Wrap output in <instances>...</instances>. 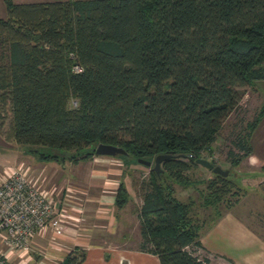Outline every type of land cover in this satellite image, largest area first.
Instances as JSON below:
<instances>
[{
	"label": "trees",
	"instance_id": "trees-1",
	"mask_svg": "<svg viewBox=\"0 0 264 264\" xmlns=\"http://www.w3.org/2000/svg\"><path fill=\"white\" fill-rule=\"evenodd\" d=\"M4 2L0 119L9 118L6 135L29 144L38 159L58 163L93 157L100 141L123 146L127 153L115 156L125 166L168 153L158 173L146 165L147 176L133 182L141 196L140 249L160 264H209L196 253L204 246L193 200L178 198L174 184L205 183L201 204L218 217L220 203L237 200L229 198L238 193L230 173L192 178L188 171L202 165L196 158L203 151L211 155L244 88L264 78V0ZM263 114L264 104L234 133L232 165L252 152L251 132ZM129 199L120 179L114 203L121 208ZM83 256L65 261L77 264Z\"/></svg>",
	"mask_w": 264,
	"mask_h": 264
},
{
	"label": "crops",
	"instance_id": "crops-1",
	"mask_svg": "<svg viewBox=\"0 0 264 264\" xmlns=\"http://www.w3.org/2000/svg\"><path fill=\"white\" fill-rule=\"evenodd\" d=\"M245 88L244 94H250L255 105L260 108L264 104V78L255 80ZM0 142L3 148H18L17 142L8 141L1 134ZM250 142L252 152L244 157L241 163L251 168H259L257 174L262 176L264 155L254 148H264V114L252 130ZM1 155L2 152L0 178L4 172L2 168L7 163ZM22 155L16 153V163H20L18 165L26 170L28 176L49 192L54 205L51 220L56 219L60 227L50 224L32 236L27 250L8 252V258L12 262L69 264L65 261L69 254L78 259L79 255L84 253L77 264H160L156 254L140 249L141 234L137 211L141 196L135 189L139 200H131L133 187H129L128 177L120 176L119 166L100 165L98 173H94V165H99L93 162L95 160L69 161L71 163L38 160L33 163ZM101 156L102 159H108L103 154ZM41 166L47 168L46 175L41 172ZM243 173L248 174L249 171L245 170ZM120 179L124 181L131 200L121 208L114 203ZM232 212L224 211L212 226L218 228V231H228L226 228L231 224L230 227H236L246 240L252 242L243 247L242 242L233 243L229 238L231 246L225 238V243H221V246L209 247L200 237L202 245L208 250L231 258L235 264H264V239L258 236L241 215ZM229 247L231 252L226 249ZM0 248L7 249L1 240Z\"/></svg>",
	"mask_w": 264,
	"mask_h": 264
},
{
	"label": "rangeland",
	"instance_id": "rangeland-1",
	"mask_svg": "<svg viewBox=\"0 0 264 264\" xmlns=\"http://www.w3.org/2000/svg\"><path fill=\"white\" fill-rule=\"evenodd\" d=\"M5 14V2L4 0H0V15L5 16ZM244 90H246V88H244ZM74 103L75 102L73 100L69 101L70 105ZM258 109L259 106L255 105V102L252 100L251 95L244 94L240 100L238 108L226 117L215 140L212 142L211 155L206 151H203L202 155H204V157L206 156L207 159H214L215 163L221 165V167L228 168L230 177L237 182L238 193L236 195L229 196L232 201H235L236 199L237 200L230 207H226L225 203L223 202L220 203L218 205V209L221 212V215L226 210L233 211L232 213L235 212L234 214L238 213L239 215H241L242 218L245 219V221H247L248 225L256 231L258 236L264 239V175L258 176L257 169L259 168H251L246 166L244 163H241L242 159L238 164L232 165L230 163V158L228 157L229 148H234V150H237L236 147L233 146V143L231 141L234 136V133L240 127H243L245 125V122L251 119L258 111ZM8 124L9 118L5 119V123H2L0 119V134L5 137L6 140L15 142L10 139V137L7 136L5 133V128L8 126ZM29 146L30 145L26 143H18V148H3V145L0 142V152H2L1 158H5L4 161H7L6 165L2 168V172L4 171V169H10L19 166L18 164L20 163H16V153L23 154L22 156L24 159L28 158L31 160L30 162L33 163L40 160L33 152L28 150ZM254 149H256L259 154L264 155V148ZM103 156L108 157V159H102L101 154H95V157L82 161L91 162L95 160L93 162L99 165H94V169H92V172L94 173H98L97 169L100 167V165L107 166L108 164H110L113 166H119V171L121 172L120 176L128 177L130 183L129 187H133L131 191L134 194L131 197V200H134L133 202H137V200H139V194L136 192L137 190L135 191L136 187L133 182L135 181L137 183L140 178L147 176L149 171L148 166L140 162L132 163V165L130 166H125L122 163V160L117 156L105 154H103ZM65 162L71 163L69 161ZM45 168H42L41 172H44L46 175L47 170H45ZM38 170L40 171V169ZM245 170H248L249 173L244 174L243 172ZM89 171L91 172V170ZM188 175L192 178H204L208 175H211V170L203 165H198L189 170ZM204 185L205 183L203 182L198 183L195 186L188 187H183L179 184H174L175 193L178 197L184 200L188 198H192L193 200V216L199 222H202V225L199 228V237H202V239L209 247L221 246V243H225V238L226 242H230L231 240L233 241V243L242 242L241 245H244L243 247H246L247 244L252 241L246 240V238L236 229V227H230L231 224H229V226L226 228L230 232L229 234L228 231H224L225 229H223V231H218V228L215 229L212 226V224H214L221 215L218 217V214H216V211L213 208L203 206L201 204L202 197L200 195V190L204 188ZM131 200L129 199V201ZM230 244L232 246V242H230ZM226 249L228 252L232 251L231 247ZM196 253L199 256L206 255L210 260L209 264H235V262L231 258L226 257L222 254H218L217 252L208 250L207 248H198L196 249Z\"/></svg>",
	"mask_w": 264,
	"mask_h": 264
},
{
	"label": "built area",
	"instance_id": "built-area-1",
	"mask_svg": "<svg viewBox=\"0 0 264 264\" xmlns=\"http://www.w3.org/2000/svg\"><path fill=\"white\" fill-rule=\"evenodd\" d=\"M78 71L80 66L73 65ZM53 198L49 192L35 183L20 165L5 169L0 178V240L6 250L0 248V264H25L12 262L8 252L27 250L32 236L46 226L60 223L51 216Z\"/></svg>",
	"mask_w": 264,
	"mask_h": 264
},
{
	"label": "water",
	"instance_id": "water-1",
	"mask_svg": "<svg viewBox=\"0 0 264 264\" xmlns=\"http://www.w3.org/2000/svg\"><path fill=\"white\" fill-rule=\"evenodd\" d=\"M127 153L125 148L118 144H112V143H106V142H98L95 146V154H107V155H117V154H125ZM168 153H158L153 157V160L151 159H144V158H138V162L143 163L145 165H151L152 168L158 173L161 170L160 167V161L166 157H168ZM196 161L200 164H202L205 167L211 168V171L214 173H219L224 176H226L229 173L228 168H223L221 165L215 163L213 164L209 159L198 156L196 158Z\"/></svg>",
	"mask_w": 264,
	"mask_h": 264
}]
</instances>
